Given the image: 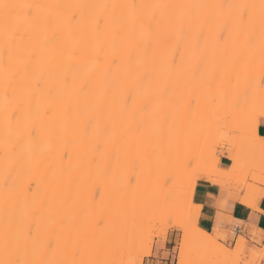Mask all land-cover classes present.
I'll list each match as a JSON object with an SVG mask.
<instances>
[{"label":"snow or ice","instance_id":"6c2138e0","mask_svg":"<svg viewBox=\"0 0 264 264\" xmlns=\"http://www.w3.org/2000/svg\"><path fill=\"white\" fill-rule=\"evenodd\" d=\"M0 7L6 125L23 124L33 142L47 138L49 146L56 144L66 165L60 177L71 176L77 149L87 146L83 167H95L103 178L95 202L105 201L108 185L115 193L110 205L81 220L71 197L62 200L54 188L44 194L41 179H31L22 205L5 197L0 264H253L246 253L255 251L254 233L249 241L236 231L244 221L221 220L219 211L209 231L199 221L201 210L213 201L226 210L234 202L244 204L253 229L256 214L264 219V0L259 5L35 2ZM201 9L229 12L201 20ZM257 23L259 80L241 103H249L259 90V106H251L247 121L248 136L260 148L259 178L249 168L230 181L228 199L213 189L207 201L197 200L199 181H219L193 160L182 169L178 189L176 172L161 184L153 160L172 148L182 125H190L202 106L211 110L221 85L236 87L246 78L250 58L228 45ZM58 42L66 45L67 70L59 60L45 58ZM158 48L163 51L154 56ZM88 57L95 70L85 72ZM163 105L170 106L167 112L161 111ZM88 111L95 115L84 119ZM110 144L115 145L111 151ZM150 175L154 182L145 189ZM80 180L76 177V183ZM3 184L6 192L23 189L18 168L6 166ZM176 230L179 236L171 240ZM260 232L264 245V227ZM125 247L131 249L126 261L110 258Z\"/></svg>","mask_w":264,"mask_h":264},{"label":"bare ground","instance_id":"6f19581e","mask_svg":"<svg viewBox=\"0 0 264 264\" xmlns=\"http://www.w3.org/2000/svg\"><path fill=\"white\" fill-rule=\"evenodd\" d=\"M35 2H39L42 4H56V3H141V2H143V3H186V4H202V5L229 4V3H237V4L238 3H249V4L259 5L261 0H0V4H9V5L20 4V3H35ZM3 12H4V9L2 7H0V29H2ZM228 12H229V10H227V9H201L200 10V16H201V20H203L205 17H207L210 14H216L222 18V17L228 15ZM256 13H257V16H259V8L256 9ZM177 38L178 37L175 35L173 37H171V39H173V40L177 39ZM249 41L251 42V46H249ZM40 43L41 44L43 43V37L42 36L40 38ZM261 44H262V38H261L259 23H257L255 25V27L247 33V35L238 37L236 39V41L234 42V45L231 42L229 43V45H228L229 48H232L233 46H235L236 51L240 55H242V56L246 55L250 58V60H249V69H250L249 71H250V73L248 72L247 77L242 79L241 83L238 86L233 87L230 83L225 82L223 85H221V91L219 94H216L215 92L213 93L214 103H213V106L211 108L212 110L211 111L209 110V111L214 112V110H215L214 108H216V110H217L216 113L220 112L219 115L217 114V116L219 117L221 125H220L218 119H217V123L220 126L223 125L222 122L225 121L226 114L223 117L222 113H223V110L225 112V109H219V108L225 107L227 110H229V111L231 110V113L232 112L234 113L235 108L236 107L239 108L240 105H243V107L246 106V108L248 107V109H250L252 105L259 106L260 92L258 89L254 92V95L251 96L249 103H242L241 104V97L245 94L246 91L254 88L255 84L259 80L258 78H259L260 61H261ZM65 47H66V45L64 42H58L55 47L49 49L45 53V58L46 59L51 58V59L59 60L62 67L65 70H67L69 61H68L66 53L64 51ZM193 47H195V38H193ZM162 51H163V48H158L153 55L158 56L161 54ZM2 53H3V36H2V31H0V229H2L3 225H4L3 208H4V203H5V197L7 196L9 200L15 201L19 205H22L24 202V197L27 194L28 181H30L31 179H33L35 177H39L41 179V182H42V185L44 188V194H47L51 189L54 188L62 200H67L69 197H71L72 198L71 208H72V210H74L77 213L78 217L81 220L96 216L100 212L99 209H100V206L102 207V205H100L99 207L97 206V203L94 200V193L96 191V184H98L100 182V180H102L103 178L97 176L95 167H93V168L83 167V158L88 153L87 146H81V148L77 149V156H76V161H75L76 166L74 167V169L71 173V176L66 177V178L60 177L59 171L62 170L64 167H66V165L62 164V161L60 159L62 152L59 150V148L56 144H52L51 146H49L47 138L43 139L42 141H40L38 143L33 142L28 136V127L23 125V124L12 125L11 128H9L6 125L5 111H6V108H8V103L5 100L4 91H3L4 72H5L4 65L6 62V57ZM103 67L106 68L107 66L105 65ZM92 70H95V66L92 64V58L91 57L85 58L83 61L82 71L88 72V71H92ZM251 71H252V73H251ZM255 71H257V73ZM253 72H255V73L253 74ZM255 76L256 77L258 76L257 81H255V79H256ZM249 78H251V79L253 78L254 81L250 79L251 82L250 81L248 82L247 79H249ZM245 80L247 83L244 82ZM82 82L83 81H81V83ZM62 94L66 95V93H63V91H62ZM235 98H238V99L236 100ZM234 99H235V101H234ZM238 100L240 101V103H238ZM233 102H235V103L237 102L238 106H237V103L235 106L233 104ZM15 106H17L16 103H13L12 107H15ZM234 106H235V108H234ZM206 107L207 106H202L201 111H200V113L201 114L204 113L205 116H206V113H205L206 111L204 112V109L206 110ZM162 109L164 110L163 112H167L169 109V105L162 106L161 110ZM207 110H208V107H207ZM238 110H240V109H238ZM208 114L210 116V113L207 112V115ZM92 115H95V113L92 111H88L83 118L87 119L88 116H92ZM199 117L201 118V116H199ZM210 117H213V116L211 115ZM222 117H223L224 121L223 120L221 121L220 118H222ZM233 117H235V116L233 115ZM226 119H227V117H226ZM202 120H203V118H202ZM206 121L208 122V120H206ZM206 121L204 122V126H208ZM209 121H212V120L210 119ZM232 121H233V118H231L230 122L234 124V122H232ZM195 122H196V119H195L194 123ZM197 122H198L197 125L199 126V121H197ZM205 123H206V125H205ZM224 123H226V122H224ZM184 124L183 125L185 126L186 132H184L182 134V131H184V126L182 125L183 130L182 131L180 130L181 131L180 134L183 135V137H180V135H179L180 140L177 137L178 146H180V143L178 142V140L181 141L182 144L184 141H186V144H187L189 142L188 140L191 139V137L187 138V136H185L186 134L188 136L190 135L189 134V131H190L189 127L191 126V124L188 125V124H186V122ZM218 124L205 127L204 129L207 130V128H208L207 131L210 130V131L214 132V130H216V128H218ZM192 125H194V124H192ZM201 126L203 127V125H201ZM237 127H239V125ZM236 128H234L233 130H235ZM245 128L247 129V126ZM191 129H193V127H191ZM194 129H195V127H194ZM196 130H197V128H196ZM190 132L192 133V131H190ZM195 132H194V134H196ZM69 134H71V133H69ZM201 134L203 136V132ZM237 136H239V139H241L240 143L243 140L242 145L246 143V141L244 143V140H247L248 145H249V147H247V149L252 148V150H253V148L257 145L255 142H253L251 140V138L248 136L247 132L246 133L244 132V134L242 133L241 138H240V135H237ZM184 137H185V139H184ZM182 138L184 141L182 140ZM175 139H174V141L176 142ZM108 147H109V151H111L113 149V147H115V145L110 144ZM241 149H242V151H245V152H249V153L252 152V150H251V152H250V150L246 151V148L243 149V147ZM240 151L235 150L233 148H229L224 153V155L227 158L235 159L239 155L242 156V153ZM172 152H173V150H172ZM132 154H131V156L134 157L135 153H132ZM170 155H172V154H170ZM243 156L246 157V155H244V154H243ZM252 156L253 157H251V158H253V160L256 157H260V148L253 150ZM247 157L249 158V160H251V158L249 156H247ZM246 160H247V158H246ZM169 161H172V157L170 158ZM220 161H221V159L219 158L218 162L220 163ZM247 162H245V163H247ZM156 164H157L156 160H153L152 170L155 169ZM6 166L18 168L20 175L24 181L23 189L20 192H17V191L6 192V190L4 188V184H3V175L5 172ZM209 173L212 175L213 179L219 181L218 184L226 186V181L223 178L217 177L215 174H212L211 172H209ZM54 174H56L58 177V180L55 183L53 182ZM76 177L81 178L80 183H76ZM258 178H259V176H258ZM206 181H209V180H206ZM27 199L28 200H34V199L38 200V199H40V197L28 196ZM242 251H243V249H242ZM121 252L122 251L120 250V252L118 254L115 252L112 253L110 258L116 259V260L126 261V260H124L125 258H123V253H125V252H123V253H121ZM32 255L33 254H30L29 258H31ZM262 255H264V251H261L259 253L253 252L252 258L257 262V261H260L262 259ZM0 258H3L2 252H0Z\"/></svg>","mask_w":264,"mask_h":264},{"label":"rangeland","instance_id":"374dc122","mask_svg":"<svg viewBox=\"0 0 264 264\" xmlns=\"http://www.w3.org/2000/svg\"><path fill=\"white\" fill-rule=\"evenodd\" d=\"M255 72L257 73V71H255ZM255 72H253V74ZM249 73H250V71H249ZM251 73H252V71H251ZM257 77L255 76V78H256V79L254 78L255 81H257ZM250 79L251 78L247 79V81L251 82V80H253V78L251 80ZM244 82H246V80ZM235 99L237 100L238 98H235ZM235 99H234V101H235ZM236 103L233 102V104L235 106H236ZM238 103H240L239 100H238ZM238 103H237V106H238ZM163 106H167V105H163ZM235 106H234V108H235ZM244 107H243V105H240L239 108L236 107L235 110H234V113L233 112L231 113V110L229 111L225 107L219 108V109H225V112L223 110V113H222L223 117L226 114L225 121L223 120V117L220 118L221 121L223 120L224 122H226V123L222 122L223 123L222 126H220L221 123H220L219 117L217 116V114L219 115L220 112L216 113V111H217L216 108H214L215 109L214 112L213 111L210 112L212 109L209 111V108L207 110V107H206V110L204 109V112L206 111L205 112L206 116H205V114L203 112H202L203 114L199 113V115H197L196 118H195L196 122L194 123V121H195V119H194L191 122V126L190 127L188 126L189 130L192 131V133L188 130L190 135L189 136L187 134L185 135V136H187V138L191 137L192 140L191 139L188 140L189 142L186 144V141H184L183 138H182V140L184 141L183 144H182V142L179 141V140H180V137H183V135H181L179 133L180 137L178 136V138H179L178 142L180 143V146H178L177 138H176L175 139L176 142L173 141L174 143H173L172 148L169 149V150H166L163 153V155L161 156V158L159 160H156L157 164H156L155 169H153V172H158L159 182L161 184H163L164 179L168 175H170L173 172H176V173H178V176H177V189H178L182 185L183 179H184V175H183L182 169H184L186 167V165L190 161H193V160H195L196 163L198 165H200L201 170L203 169V171L211 172L212 174H215L217 177L223 178L226 181V186L223 185V188L228 189L230 192H231L230 181L234 180V179H236L238 177H242L247 172V170L249 168H252L255 171L256 176L258 178V176L260 175V170H261V157H256L254 160L251 157H253L252 156L253 150L259 148V146L256 145L253 148V150H252V148L251 149L250 148L247 149V147H249L247 140H244V143H245V141H246V143L242 145L243 140L240 143L241 139H239V136H237V135H240V138H241L242 133L244 134V132L245 133L247 132V129L245 127L247 126V121H248V119L250 118V115H251V108L249 107L250 109H248V107L247 108H246V106H244ZM256 107H258V106H256ZM238 109H240V110H238ZM161 111H164V110L162 109ZM207 112L210 113V116L212 115L213 117H210L209 114L207 115ZM233 115L235 117H233ZM199 116H201V118ZM226 117H227V119H226ZM202 118H203V120H202ZM231 118H233L232 122H234V124L230 122ZM205 119L208 120V122ZM210 119L212 121H209ZM217 119L219 120L220 125L217 123ZM197 121H199V126L197 125L198 124ZM205 121L207 122L208 126L215 125V124L217 125L218 124V128H216V130H214V132H212L210 130L207 131L208 128H207V130L204 129L205 127H208V126H204V122ZM209 123L210 124L212 123V124L210 125ZM192 124H194V125H192ZM201 125H203V127ZM205 125H206V123H205ZM238 125H239V127H237ZM191 127H193V129H191ZM194 127H195V129H194ZM196 128H197V130H196ZM234 128H236L235 129L236 131L233 130ZM182 130L183 129L181 127V131ZM184 132H186L185 126H184V131H182V134ZM194 132L196 134H194ZM202 132H203V136L201 134ZM184 139H185V137H184ZM242 147H243V149L246 148V151L250 150V152H251V150H252V152L249 153V152L242 151V149H241ZM229 148H233V149L239 150V151L241 150L240 152L242 153V156L239 155L235 159L227 158L224 155V153ZM172 150H173V152H172ZM170 154H172L173 156L170 155ZM243 154L246 155V157L243 156ZM247 156H249L252 161L249 160V158ZM171 157H172V161H169ZM219 158L221 159L220 163L218 162ZM246 158H247V160H246ZM244 161L245 162L248 161V162L245 163ZM234 164L236 165L235 168H233ZM100 182H101V180H100ZM153 182H154L153 181V177L150 175L148 177L147 184L145 185V189L150 188V186H151V184ZM215 185H218V186L221 187L220 184H215ZM105 193H106L105 201L103 203H97L98 207L100 205H102V207L100 206V209L98 208L99 211L102 210L103 208L107 207L111 203V200L114 198V195H115L111 185H108L106 187ZM227 198H229V196ZM205 231H207V230H205ZM260 233H261L260 231H259V233H255L254 232V237L258 236L257 240H256V238H255V240L259 244H261L260 243L261 235L259 236ZM178 236H179V230H176V231H173V232L170 233V239L171 240L177 239ZM232 239L230 240V238L228 236V244L229 245H231L233 243ZM263 246L264 245H262V248H263ZM262 248H258L256 246L255 250H260ZM121 251H122L121 253L125 252V253H123V258H125L124 260H127L128 257H129V252L131 251L130 247H125L124 249H121ZM252 253L253 252H251V251L246 253L248 255V258L253 261V264H260L261 260L256 262L252 258Z\"/></svg>","mask_w":264,"mask_h":264},{"label":"crops","instance_id":"0c3cea01","mask_svg":"<svg viewBox=\"0 0 264 264\" xmlns=\"http://www.w3.org/2000/svg\"><path fill=\"white\" fill-rule=\"evenodd\" d=\"M213 189H215L214 195H223L225 199H228L227 197L230 196V193H231L226 188H221L220 186L214 185L209 181L202 180V181H199L197 184V200L207 201L208 193L212 192ZM218 204H219V201H213L210 203H206L205 207L201 210L200 221H199L200 227H202L203 229L207 231L214 228L216 225V218H217L218 211L221 214V217H220L221 220L227 221L228 217L231 216L232 219L244 221V225L242 227L237 226L236 231L238 232V235L245 234V237L249 241L253 239L254 232L259 233L261 227H264V219H262L259 214H256L255 216V228L253 229L252 227L249 226L248 218L251 215V211L244 204L234 202L233 206L227 210L223 208L222 206H218ZM260 235L261 233L259 234V236ZM228 236L230 240L233 238L230 233ZM257 237L258 236L255 237L256 240H257ZM236 239H238V236L236 237ZM256 246L258 248H262V245L257 242H256ZM262 249L255 250L254 252L259 253L262 251Z\"/></svg>","mask_w":264,"mask_h":264}]
</instances>
